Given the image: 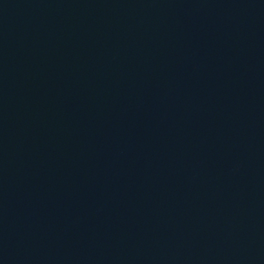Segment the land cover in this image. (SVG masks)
Instances as JSON below:
<instances>
[{
    "label": "water",
    "instance_id": "95a60500",
    "mask_svg": "<svg viewBox=\"0 0 264 264\" xmlns=\"http://www.w3.org/2000/svg\"><path fill=\"white\" fill-rule=\"evenodd\" d=\"M260 247L264 0H0V264Z\"/></svg>",
    "mask_w": 264,
    "mask_h": 264
}]
</instances>
